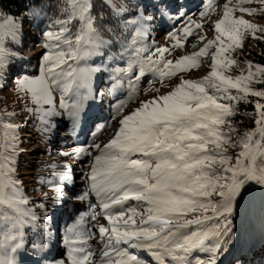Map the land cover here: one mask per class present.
Wrapping results in <instances>:
<instances>
[{"label": "snow or ice", "instance_id": "1", "mask_svg": "<svg viewBox=\"0 0 264 264\" xmlns=\"http://www.w3.org/2000/svg\"><path fill=\"white\" fill-rule=\"evenodd\" d=\"M13 3L20 12L5 6ZM218 3L202 0L192 13L183 0H57V14L49 15L51 0H0V89L19 69L16 87L25 110L37 117L48 141L64 116L75 131L89 99L122 97L99 126V134L114 129L106 142L61 153L80 162L75 169L47 165L52 179L41 182L54 195L37 202L42 216L29 207L18 176L19 114L0 110V264H18L29 242L37 252L50 247L49 199L85 208L66 227L64 251L50 264H225L228 256V264H253L248 257H255V244L235 220L250 189L264 192V65L229 53L243 49L248 38L264 42V25L245 18H264V0H225L217 9ZM253 3L260 7L247 6ZM217 11L222 17L212 21ZM157 17L174 22L167 33L171 47L153 39ZM25 19L45 25L38 75L23 68ZM205 20L214 38L198 52L168 59L189 38L206 39L200 35ZM207 56L210 71L202 78L181 77L164 94L153 86L169 87L165 80L200 68ZM233 68L241 74L227 75ZM105 74L109 83L101 91L97 80ZM149 93L155 94L140 99ZM132 101L137 106L128 108ZM249 104L252 110L242 115L253 127L240 133L232 119ZM76 170L84 183L69 196ZM28 227L38 230L34 239L26 237Z\"/></svg>", "mask_w": 264, "mask_h": 264}, {"label": "rangeland", "instance_id": "2", "mask_svg": "<svg viewBox=\"0 0 264 264\" xmlns=\"http://www.w3.org/2000/svg\"><path fill=\"white\" fill-rule=\"evenodd\" d=\"M184 3L188 5V9L192 13H196L202 3V0H183ZM225 2V0H219V3L215 5L217 9L220 8V6ZM248 7H255L258 8L260 5L258 3H253L250 5H247ZM237 16L240 15L239 12L236 13ZM222 17V13L217 11L215 14L211 16V20L215 21ZM246 19L251 20L254 23H257L259 25H264V18L258 17V16H246ZM193 19H195L197 22H200V18L198 16H193ZM173 21L171 20H160L159 17H157L155 21V31L153 32V39L156 41V43L160 46H168L171 47L174 44V41L171 40L167 33L172 30L173 28ZM204 23L206 24V27L203 29L202 32H200V35H205L206 39L204 41H200V36L196 35L191 38H189V42L185 44L184 48L182 50H176L173 52L172 55L168 56V59H172L175 61L182 55H191L195 52H198L200 48L204 47V45L207 43L208 40H211L214 38V32L207 27L208 21L205 20ZM24 30L27 36V41L32 40L30 39V32H33L32 26L28 25L27 20L24 22ZM196 45L195 47L193 45ZM28 45V46H27ZM250 46H254L251 44ZM247 48H249V45L244 43L243 49H237L234 53H229V55L233 56L234 58L241 60V61H251L249 58L246 57L247 54ZM44 52L43 47L41 46L40 40L35 42H29L28 44H24L22 49V54L24 57L23 60V68L27 74L30 75H38V66L40 65L41 61V54ZM202 66L198 69H193L190 72H183L179 73L176 77H174L172 80H165V85H169V87H161L159 82H156L153 86L161 88L160 94H164L165 92L171 90V86L177 84L179 82V79L181 77L185 79H200L203 76L207 75L210 71V64H211V58L210 56L203 57L202 58ZM255 64V63H254ZM37 70V71H36ZM19 74V69H17V72L13 74L11 77H9L7 81L6 87L3 89H0V110H7L16 112L19 115L15 117V122L22 125V128L20 129L19 135L22 139L21 143V153L18 159V176L19 179L23 181V187L24 191L26 192L27 196L30 198L32 203L29 205V207H32L36 213L40 216L43 215V209H40L37 206V202L42 200L44 197V194L47 193L49 198H51L54 193L50 189V187L46 186L44 183L41 182V177H44L45 180L52 179L51 172L53 169L47 167V165H50L52 163H67L73 167V169L76 168V165L80 162L76 160L73 157H64L61 155L63 152H72L73 148L75 146H79L80 144L87 142L92 143L100 142L104 138L108 137L110 134V129L113 127L107 128L103 134H99V126L104 124L108 121L109 117L112 114L113 106L115 103H117L118 99H121L122 97H115V96H104L102 99L100 97H97L95 100L97 101L98 105L101 108V113L98 115H94L92 119H90V127L89 130L86 133V136L84 137L83 141L80 143H70L68 140V145L60 150V147L53 149L56 145L55 137H52L51 141H48L44 134L41 131V124L37 117L29 114L25 110V100L22 98L23 94L18 92L16 87V79L17 75ZM240 71L236 68L231 69L229 72H227V75L230 76H238L240 75ZM246 74V73H245ZM109 83V80L107 78V74H105L104 77L97 80V85L101 88V91L104 90V87L107 86ZM155 93H149L148 96H145L144 94H141L140 99H146L149 98L151 95H154ZM57 103H59V94H56ZM95 100L89 99L85 103V107L87 105H93ZM31 107V105H28ZM137 106L136 101H132L128 103V108H134ZM103 114V115H102ZM239 114V113H238ZM237 114V115H238ZM119 119V117H117ZM61 127H58L56 135H60V132L62 129H67V116H64L62 118H59ZM232 123L235 124V121L232 120ZM97 133L98 138L94 136L93 134ZM229 152L230 148H229ZM58 156V157H57ZM84 171L87 172V165H83ZM76 179H82L83 176L81 175L79 170L75 171ZM78 182V181H77ZM83 185H79V188L77 187L76 191L74 189H66V191L69 192V196H71L72 192H80L82 190ZM77 201L69 200L63 205V210L67 213H71L72 209L70 208L74 203ZM79 202H77L78 205ZM48 212H51L49 214L56 215L58 214L57 209L58 207L53 203L51 199L46 201ZM79 207L76 208L75 212L71 215V219L64 223L62 225V228L60 229V236L58 242V249L59 253L64 251V245L62 243V237L65 234L66 227L70 225L75 218L76 215H78L79 211L85 210L84 206L79 203ZM62 207V206H61ZM52 211H56L53 212ZM251 221L253 224V229L250 230V228L247 225V222ZM235 224L238 226L240 225L241 233L247 237L250 241H252L255 244L256 248V255L255 257L249 256L248 259L253 262V264H264V249H261V241L264 240V192H261V190L256 187L249 190L248 196L245 199V202L242 206L240 215L236 218ZM240 228V227H239ZM35 228L28 227L25 229L26 237L34 239L38 230ZM49 242V240H48ZM36 254V251L32 249L31 243L29 242L25 249L21 251V253L17 256L18 264H31L34 259V255ZM232 259L231 256H228L225 260V264H228V261ZM48 260L46 258H43L42 261Z\"/></svg>", "mask_w": 264, "mask_h": 264}, {"label": "bare ground", "instance_id": "3", "mask_svg": "<svg viewBox=\"0 0 264 264\" xmlns=\"http://www.w3.org/2000/svg\"><path fill=\"white\" fill-rule=\"evenodd\" d=\"M99 113H101V108L98 105L97 101L95 100L93 105H87V107L84 108V110H83V112L81 114V118H80V120H79V122H78V124L76 126L75 131L72 130L71 122L69 120H67V124L66 125L68 127V130L67 129H62L61 132H60V135L59 134L58 135H56V134L54 135L55 140L57 142H55L56 145L54 146L53 149L55 150V148L60 147V150H62L68 145L69 142L70 143H80L81 141H83V139L86 136V133L89 130V127H90V123H89L90 119H92V117L94 115H98ZM60 125H61V123H60ZM59 127H61V126H59ZM113 130H114L113 128L110 129L109 136L104 138L101 141H105L106 142L107 139H109L111 137V134H112ZM97 143H99V142H97ZM87 171H88V169H87ZM83 183H84V178L79 179V180L76 179L75 186L72 187L71 189H74V191H76L77 187L79 188V185H83ZM56 206L58 207V209H57V211H58L57 213L58 214L52 215L53 216V220L51 222L55 223V224L51 225V228L53 230V235L50 237L49 242H48L50 247L48 249H46L45 251H43V252H37L36 251V254L34 255L33 262L31 264H50V258L52 256L59 255L60 251L57 248L58 247L57 240H59L60 229L62 228V225L69 220L71 215L75 212L76 208L79 207L80 205H79V203L77 205V202L74 203L70 207L72 209V212L70 214L63 210V208H64L63 206L62 207L59 206V205H56ZM50 212H51V210H50ZM53 212L56 213V211H52V214H53ZM43 258H46L48 260H45L43 262L42 261Z\"/></svg>", "mask_w": 264, "mask_h": 264}, {"label": "trees", "instance_id": "4", "mask_svg": "<svg viewBox=\"0 0 264 264\" xmlns=\"http://www.w3.org/2000/svg\"><path fill=\"white\" fill-rule=\"evenodd\" d=\"M186 1H188V0H186ZM51 3L53 4V7L48 9V12H49V15H55V14H57V9L55 7L57 0H51ZM5 6L11 12L18 13L21 11L20 6L18 4H15V3L6 4ZM26 20H27L28 25L32 26L33 32L29 33V35H30L29 37L32 40L27 41V36H26L24 44L26 45L29 42H35L36 43L38 40H41V36H40L41 28L44 27L45 25L42 24L39 20H37L35 22L30 21L28 19H25V21ZM245 44L249 45V48H247L246 57L249 58L253 63H260V64L264 65V55H262V54H264V42L254 40L252 38H248L245 41ZM251 44H253L254 46H250ZM13 74H15V72ZM0 104H1V101H0ZM251 110H252L251 104L241 105L239 114L235 118L232 119L233 121H235L234 125L239 129L240 133H244L246 130L253 127L252 121L250 119H248L247 117H244L242 115V113H244L245 111H251ZM230 151H231V153H236L239 151V149L230 148ZM247 225L250 228V230L253 229V224L251 221H248ZM236 227L241 232L242 227L240 225H238V226L236 225Z\"/></svg>", "mask_w": 264, "mask_h": 264}]
</instances>
